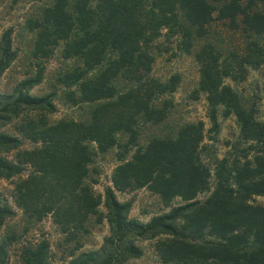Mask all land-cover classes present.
Instances as JSON below:
<instances>
[{"label": "trees", "instance_id": "trees-1", "mask_svg": "<svg viewBox=\"0 0 264 264\" xmlns=\"http://www.w3.org/2000/svg\"><path fill=\"white\" fill-rule=\"evenodd\" d=\"M214 19L250 38L260 36L264 0H53L27 22L34 34L32 57L47 59L58 49L71 62L58 77L67 89L63 97L72 106H89V114L86 121L50 122L53 94L29 93L41 82L42 67L9 95L0 94V178H17L14 201L26 218L50 217L69 241L86 232L90 218L98 224L106 220V246L71 255L67 264H124L139 258L142 251L133 237L156 240L161 264H264V205L254 203L264 196V121L224 82L242 81L248 67H261L264 47L251 39L242 52L227 56L207 42L193 51L195 94L205 96L213 131L219 116L235 118L236 154L205 163L201 122L138 143L139 125L166 119L171 102L161 99L179 84L176 75L166 81L152 75L155 42L178 37L190 54ZM16 56L7 30L0 38V78ZM13 122L16 134L1 131ZM24 142L33 147L24 148ZM113 149L120 150L118 164L102 198L87 182L89 165L97 154ZM142 188L169 211L147 222L130 218L131 204L119 202L115 192ZM202 193L207 197L200 200ZM175 199L181 203L171 206ZM12 215L0 195V227ZM20 263L56 264L45 240L24 245Z\"/></svg>", "mask_w": 264, "mask_h": 264}, {"label": "rangeland", "instance_id": "rangeland-1", "mask_svg": "<svg viewBox=\"0 0 264 264\" xmlns=\"http://www.w3.org/2000/svg\"><path fill=\"white\" fill-rule=\"evenodd\" d=\"M53 0H0V38L11 30L12 47L16 51V59L0 78V94L9 95L14 87L24 79L33 77L38 68H43L42 80L29 93L33 96L53 94L55 112L49 115L50 122L61 119L86 121L89 106H72L63 94L67 89L58 82V77L65 71L70 61L63 60L60 51L56 49L47 59H34L31 49L34 34L27 27V22L35 19L36 15ZM255 40L264 47V34L248 37L242 30H232L228 22L214 19L207 28V34L202 39H195L190 54L182 50L178 37H161L154 44V62L152 75L166 81L176 75L179 84L176 91L161 100L171 102L166 119L158 125L144 124L138 127V143L145 144L152 136H169L181 125L188 123L203 124V141L200 145L202 159L212 164L216 159L236 154L234 147L239 145V127L235 118L230 116L218 117L217 131L212 130V124L207 115V104L203 94H195L198 83V65L193 58V51L203 43L212 44L223 56L230 52H242L249 40ZM239 96L245 108L252 109L259 121H264V63L258 69L247 68L242 81L225 79ZM75 90V88H71ZM15 123L9 124L1 131L16 134ZM24 148L30 149L32 144L24 142ZM240 148L243 146L240 145ZM120 150L113 149L106 154H97L89 165L87 182L90 183L96 195L103 198L106 187H111L113 171L118 164ZM9 157L12 154L8 155ZM17 178L10 180L0 178V195L13 210V215L0 227V239L3 251L0 253V264H21L20 250L24 245L35 244L45 240L50 246V254L56 264H67L71 255L87 251H101L104 240L109 237L110 229L106 220L96 223V217L88 220L86 232L79 234L76 239L69 241L50 217L42 221L29 220L16 206L14 201V185ZM121 203H130L129 217L141 222L149 221L153 216L169 211L160 198L142 188L132 192H115ZM207 193L199 195L203 200ZM175 199L171 206L180 204ZM254 203L264 205V196L255 197ZM102 216L106 210L101 205L98 209ZM134 244L142 251L139 258L128 259L124 264H161L156 251V240H143L133 237Z\"/></svg>", "mask_w": 264, "mask_h": 264}]
</instances>
